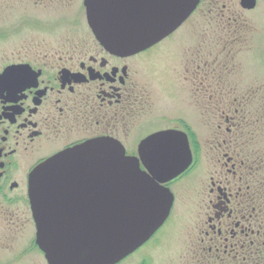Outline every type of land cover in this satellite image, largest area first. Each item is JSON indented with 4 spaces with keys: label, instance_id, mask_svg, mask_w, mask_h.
Here are the masks:
<instances>
[{
    "label": "flooded vegetation",
    "instance_id": "flooded-vegetation-1",
    "mask_svg": "<svg viewBox=\"0 0 264 264\" xmlns=\"http://www.w3.org/2000/svg\"><path fill=\"white\" fill-rule=\"evenodd\" d=\"M66 1L46 4L55 11L77 7L71 25H84V33L73 31L52 45H30L0 65V249L10 255L6 264L24 257L33 259L32 264H49L37 243L29 193L35 168L97 139L115 140L126 155L139 157L142 140L166 130L186 134L192 162L178 176L158 181L173 195L168 216L115 264L127 262L136 252L141 257L137 264H264V155L255 144L262 130L255 125L256 108H245L257 103L256 88L264 89V84L251 89L250 80L245 90L240 88L241 62L235 59L249 46L241 18H225L224 0H199L162 40L119 52L97 39L85 0ZM240 5L244 9L241 0ZM192 24L203 25L194 47L188 40ZM162 64L171 68L172 81H164L179 100V118L167 113L151 116L158 74L168 75L160 72ZM223 88L235 90L233 113H215L205 102L209 91H214L212 102L226 100L219 92ZM187 107L217 125L206 135L193 132ZM196 136L199 146L192 140ZM139 165L147 169L141 157Z\"/></svg>",
    "mask_w": 264,
    "mask_h": 264
},
{
    "label": "water",
    "instance_id": "water-1",
    "mask_svg": "<svg viewBox=\"0 0 264 264\" xmlns=\"http://www.w3.org/2000/svg\"><path fill=\"white\" fill-rule=\"evenodd\" d=\"M199 0H85L89 25L112 51L145 49L172 33ZM256 0H241L252 9ZM139 157L147 167L142 170ZM139 157L115 140L67 149L35 168L29 193L37 243L49 264H115L164 222L173 195L164 182L192 162L184 132L142 140Z\"/></svg>",
    "mask_w": 264,
    "mask_h": 264
},
{
    "label": "rangeland",
    "instance_id": "rangeland-1",
    "mask_svg": "<svg viewBox=\"0 0 264 264\" xmlns=\"http://www.w3.org/2000/svg\"><path fill=\"white\" fill-rule=\"evenodd\" d=\"M57 1V0H53ZM74 1V0H70ZM227 2L228 6L222 8L225 12V18H241L242 23L245 25V29H242V33L247 35L249 46L246 49L238 53L235 61H240L241 65V77L242 85L241 90H245L244 87L249 86V81L251 89H255V86L264 84V0H257V6L252 9L242 8L240 5V0H224ZM68 2V0L66 1ZM225 2V3H226ZM221 6V5H220ZM77 8V7H76ZM74 10L68 11L67 9L63 11H55L52 5H47L46 0H0V65L7 63L14 58V52L24 51L28 46L37 44L39 42L45 41L49 45L56 44L59 37L67 36L73 31L85 32L86 28L84 25L72 26L74 20ZM233 10L231 13L230 10ZM232 20V21H233ZM205 26V25H204ZM188 37L189 45L196 46L200 41V33L203 25L195 26L192 24L190 26ZM230 27H225L228 30ZM213 31V30H212ZM61 37V38H62ZM191 39V40H190ZM179 43V42H178ZM188 45V43H187ZM164 48V47H160ZM183 46L180 45V49ZM160 72L171 73V68L169 64H162ZM167 75V76H168ZM165 77L164 74H158V79L160 85H157L156 101L154 105V110L151 112V116L162 115L167 113L172 117L176 116L179 118L181 112V106L179 100L175 96H171L169 91L170 83L168 86V80L164 81V78H169L172 81L171 76ZM155 77V75H154ZM157 82V81H155ZM161 82H165L162 84ZM219 92L225 97L226 100L212 102L211 94L214 91L208 92V99H205L206 104L210 111H215V113L220 114V110H229L233 113L234 106L232 105L233 94L235 90L233 88H223ZM229 96V97H228ZM215 97V95H214ZM257 103L255 105H246L245 108L248 110L250 108H256V121L258 132L256 135V148L258 154L264 155V89L256 88ZM219 103V104H218ZM183 106H186L183 105ZM191 109V126L193 132H202L206 135V131L211 129L212 126L217 125V121L209 118L210 127H207L208 118L200 117L198 111L195 108L187 107L186 113ZM249 126L247 127V129ZM195 136V135H194ZM199 137H192L195 146H199ZM131 140V139H130ZM199 155L201 154V149L197 150ZM183 186H180V194L184 192ZM185 197H183V201ZM184 208L179 207V210ZM35 255V254H31ZM10 255L7 251L0 249V264H6ZM139 252H136L132 257L129 258L127 262L122 264H137L140 260ZM34 260H37L34 258ZM33 259L27 261L24 257L17 261L15 264H32ZM11 264H13L11 262Z\"/></svg>",
    "mask_w": 264,
    "mask_h": 264
}]
</instances>
